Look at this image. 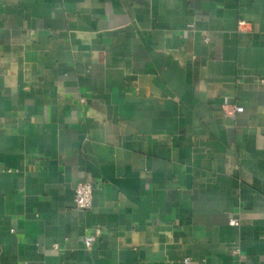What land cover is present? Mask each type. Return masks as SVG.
Instances as JSON below:
<instances>
[{
  "label": "crops",
  "instance_id": "0c3cea01",
  "mask_svg": "<svg viewBox=\"0 0 264 264\" xmlns=\"http://www.w3.org/2000/svg\"><path fill=\"white\" fill-rule=\"evenodd\" d=\"M263 79L264 0H0V264H264Z\"/></svg>",
  "mask_w": 264,
  "mask_h": 264
},
{
  "label": "built area",
  "instance_id": "2783aa9c",
  "mask_svg": "<svg viewBox=\"0 0 264 264\" xmlns=\"http://www.w3.org/2000/svg\"><path fill=\"white\" fill-rule=\"evenodd\" d=\"M239 29L245 27L244 22L238 23ZM264 84V79L260 81ZM83 101V100H82ZM232 113H241L243 108L241 106L232 107ZM74 205L78 210L86 211L90 209L92 202V186L89 183H80L74 190ZM229 224L231 226H237V219H230ZM100 232L97 230L94 234L85 237L84 245L86 249H90L94 241L100 236Z\"/></svg>",
  "mask_w": 264,
  "mask_h": 264
}]
</instances>
